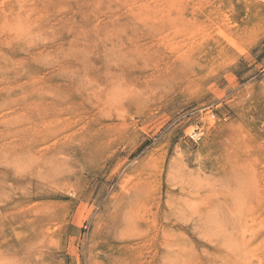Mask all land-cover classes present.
<instances>
[{
	"label": "rangeland",
	"instance_id": "rangeland-1",
	"mask_svg": "<svg viewBox=\"0 0 264 264\" xmlns=\"http://www.w3.org/2000/svg\"><path fill=\"white\" fill-rule=\"evenodd\" d=\"M0 264H264V0H0Z\"/></svg>",
	"mask_w": 264,
	"mask_h": 264
}]
</instances>
